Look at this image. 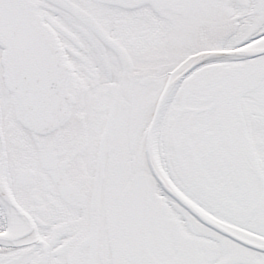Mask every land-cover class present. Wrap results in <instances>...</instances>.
I'll return each instance as SVG.
<instances>
[{"label": "snow or ice", "instance_id": "1", "mask_svg": "<svg viewBox=\"0 0 264 264\" xmlns=\"http://www.w3.org/2000/svg\"><path fill=\"white\" fill-rule=\"evenodd\" d=\"M0 264H264V0H0Z\"/></svg>", "mask_w": 264, "mask_h": 264}]
</instances>
